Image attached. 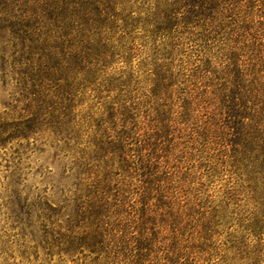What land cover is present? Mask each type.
<instances>
[{"label": "rangeland", "instance_id": "obj_1", "mask_svg": "<svg viewBox=\"0 0 264 264\" xmlns=\"http://www.w3.org/2000/svg\"><path fill=\"white\" fill-rule=\"evenodd\" d=\"M229 7L235 22L220 29L177 26L178 33L165 40L168 46L158 49L166 72L160 85L151 83L148 72L155 46L140 28L130 68L116 65L117 71H132L130 85L101 99L97 89L79 97L74 113L87 141L97 134L102 111L105 118L115 109L133 117L131 167L115 156L113 171L119 174L111 177L107 192L110 224L126 238L120 256L108 262L88 248L51 250L50 237L36 228L27 205L44 196L58 202L52 184L62 164L42 140L10 137L23 104L15 103L0 78V264H264V234L256 227L260 208L240 179L219 110L233 30L246 11L247 26L260 29L264 5L243 0ZM91 172L86 182L97 183V169ZM91 196L97 205V193ZM56 218L46 223L47 230L61 222Z\"/></svg>", "mask_w": 264, "mask_h": 264}, {"label": "trees", "instance_id": "obj_2", "mask_svg": "<svg viewBox=\"0 0 264 264\" xmlns=\"http://www.w3.org/2000/svg\"><path fill=\"white\" fill-rule=\"evenodd\" d=\"M242 1L0 0V78L4 88H11L15 103L23 104L12 120L10 137L42 140L56 150L62 164L60 179L52 184L58 202L44 196L27 205L42 237H50L49 249L81 252L88 248L105 254L108 262L120 256L126 238L123 230L110 224L113 205L107 192L111 177L119 174L113 171L115 156L131 167L134 135L129 119L133 117L115 109L105 118L101 110L97 134L87 141L85 126L74 113L81 94L97 89L101 99L130 85L132 71H117L116 65L130 68L140 28L155 46L148 72L153 75L151 83L160 85L166 72L159 64L163 58L158 49L178 33L177 26L220 29L235 22L228 15L229 6ZM249 16L246 11L240 17L242 33L233 30L236 37L228 45L219 110L240 179L260 208L256 227L264 234V22L252 32L247 26ZM82 140L89 144L81 147ZM91 159H97V164L90 165ZM95 169L97 183L86 182L90 176L84 175ZM95 193L97 205L91 196ZM55 217L61 222L47 230L46 223Z\"/></svg>", "mask_w": 264, "mask_h": 264}]
</instances>
